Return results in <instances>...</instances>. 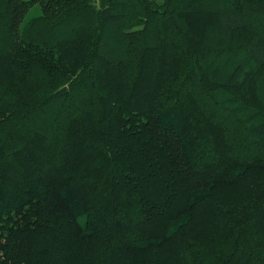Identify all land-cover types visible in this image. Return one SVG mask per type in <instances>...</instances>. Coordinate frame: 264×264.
<instances>
[{
	"label": "trees",
	"instance_id": "trees-1",
	"mask_svg": "<svg viewBox=\"0 0 264 264\" xmlns=\"http://www.w3.org/2000/svg\"><path fill=\"white\" fill-rule=\"evenodd\" d=\"M0 264H264V0H0Z\"/></svg>",
	"mask_w": 264,
	"mask_h": 264
},
{
	"label": "rangeland",
	"instance_id": "rangeland-1",
	"mask_svg": "<svg viewBox=\"0 0 264 264\" xmlns=\"http://www.w3.org/2000/svg\"><path fill=\"white\" fill-rule=\"evenodd\" d=\"M38 11V8L35 6L30 7V9H28V11L26 12V15H32L35 14Z\"/></svg>",
	"mask_w": 264,
	"mask_h": 264
}]
</instances>
